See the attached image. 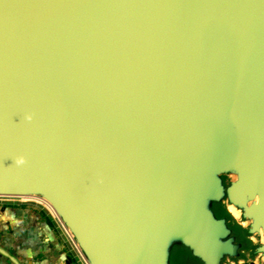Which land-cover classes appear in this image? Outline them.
Returning <instances> with one entry per match:
<instances>
[{
    "label": "water",
    "instance_id": "95a60500",
    "mask_svg": "<svg viewBox=\"0 0 264 264\" xmlns=\"http://www.w3.org/2000/svg\"><path fill=\"white\" fill-rule=\"evenodd\" d=\"M0 197L86 264H264V0H0Z\"/></svg>",
    "mask_w": 264,
    "mask_h": 264
},
{
    "label": "crops",
    "instance_id": "0c3cea01",
    "mask_svg": "<svg viewBox=\"0 0 264 264\" xmlns=\"http://www.w3.org/2000/svg\"><path fill=\"white\" fill-rule=\"evenodd\" d=\"M53 220V219H52ZM40 211L4 209L0 214V264H80L53 220ZM77 250V249H76Z\"/></svg>",
    "mask_w": 264,
    "mask_h": 264
},
{
    "label": "rangeland",
    "instance_id": "374dc122",
    "mask_svg": "<svg viewBox=\"0 0 264 264\" xmlns=\"http://www.w3.org/2000/svg\"><path fill=\"white\" fill-rule=\"evenodd\" d=\"M10 206L12 207H16L17 209H29V210H34V211H45L47 212V214L49 216H51V218L55 221L58 230H60L65 239H67L68 243L71 245V247H74L71 239L69 238V236L67 235L66 231L64 230V228L61 226L60 222L58 221V219L56 218V216L54 215L52 209L46 205L45 203L38 201V200H33V199H23V198H1L0 197V214L2 213V211L4 209H9ZM75 252V254L73 253V255L75 256L76 260L80 263V264H86L84 262V260L82 259V257L80 256V254L78 253V251L73 250Z\"/></svg>",
    "mask_w": 264,
    "mask_h": 264
},
{
    "label": "trees",
    "instance_id": "16d2710c",
    "mask_svg": "<svg viewBox=\"0 0 264 264\" xmlns=\"http://www.w3.org/2000/svg\"><path fill=\"white\" fill-rule=\"evenodd\" d=\"M10 208H11V209H17L16 207H12V206H10ZM40 213L42 214V216L47 220V222H48L50 225H54V222H53L51 216H49V215L47 214V212L42 211V212H40Z\"/></svg>",
    "mask_w": 264,
    "mask_h": 264
},
{
    "label": "bare ground",
    "instance_id": "6f19581e",
    "mask_svg": "<svg viewBox=\"0 0 264 264\" xmlns=\"http://www.w3.org/2000/svg\"><path fill=\"white\" fill-rule=\"evenodd\" d=\"M23 199H27V198H23Z\"/></svg>",
    "mask_w": 264,
    "mask_h": 264
}]
</instances>
